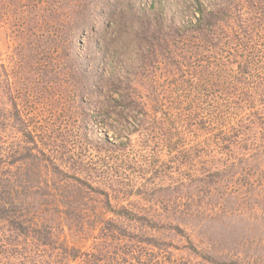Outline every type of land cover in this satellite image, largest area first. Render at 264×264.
Returning a JSON list of instances; mask_svg holds the SVG:
<instances>
[{
  "label": "rangeland",
  "instance_id": "rangeland-1",
  "mask_svg": "<svg viewBox=\"0 0 264 264\" xmlns=\"http://www.w3.org/2000/svg\"><path fill=\"white\" fill-rule=\"evenodd\" d=\"M123 1L145 13L157 2ZM193 1L167 0L164 20L151 21L157 38L118 42L110 84L124 99L113 111L106 89L78 104L68 35L76 0H0V177L19 170L23 203L16 223L0 220V264H264V183L253 176L263 127L246 125L264 106V0H235L232 16L243 19L246 7L250 19L212 26V43L190 29ZM8 143L34 148L12 174ZM124 209L134 220L118 215ZM31 221L34 245L20 233ZM111 233L129 241L92 255ZM45 236L48 247L38 245ZM144 236L160 247L138 244ZM64 248L88 255L74 261Z\"/></svg>",
  "mask_w": 264,
  "mask_h": 264
},
{
  "label": "trees",
  "instance_id": "trees-1",
  "mask_svg": "<svg viewBox=\"0 0 264 264\" xmlns=\"http://www.w3.org/2000/svg\"><path fill=\"white\" fill-rule=\"evenodd\" d=\"M156 1L157 2L155 6L152 8L154 9V11H152L151 13H145V11L139 8L126 9L124 6L129 5L130 3H125V1L123 0H76L77 8L75 12L76 15H78L77 18H79L81 15L82 17L79 19L75 18L73 26L68 30V35L70 55L72 57V69H74L75 71V73L72 75V79H75V81L78 83L77 86L80 87L79 95L77 96L79 105L82 104L81 102L86 101V97L91 101H95L96 99L99 100V96L104 89L107 90L104 92L106 93L105 98L107 100L115 102L114 106L109 107L110 109L114 111L118 108L116 107L117 105L119 106L120 104H122L120 102L124 99L122 94L118 89H115V87L110 84V82H113L115 74L119 72V70L117 69L116 71L115 65H112L110 61H112L113 56L117 54L119 45L118 42L122 41V39H124L125 37H130L133 38V40L142 41H147L148 37L150 39L156 37L155 33L158 32V28L156 27V24L154 27L151 21H158V19L164 20L166 14L163 15L162 12H166V9H164V7L165 5H167V0ZM207 1L209 3H213L214 5L208 9H203L202 5L199 4V0L193 1L194 5L197 7L198 18L195 24L190 27V29H196V32H198L200 39L201 37H207V41L211 42L214 38L213 35H211L212 26H216L217 23L225 24L228 27V24L231 22V28H233L235 25L242 26L244 23H247L251 17L250 13L252 12L249 10V8L247 9L246 7L245 11H247V13L245 14V17L243 19L232 16L231 8L236 6V3H234L235 0ZM249 1L250 0H245L246 3H248ZM170 6L172 5L170 4ZM120 7H122L124 10H120ZM179 11L181 12V10ZM171 17L174 18L173 13H171ZM139 18H143L144 20L140 21ZM183 30L185 31V29ZM148 33H150V35H148ZM201 44L203 45L201 46L202 48H207L206 41L205 44ZM153 49L154 48L152 47V50ZM113 94L117 95V99H112ZM123 107L120 108L123 109ZM14 114L17 118H19L16 113ZM252 116H254V118H252ZM247 118L251 119L246 124L247 126H250L253 123V119L258 120L260 126L263 127L261 132L262 136L260 134V140L264 141V106L260 107V109L257 110L254 109ZM17 122L18 121L15 119L11 121V123L13 124H16ZM21 122L22 121L20 120L19 123ZM254 124L255 123H253V125ZM23 125L24 127H26L24 123ZM240 131V127H237V130L234 129V134ZM22 133L24 134L23 142L27 145L32 144L33 140L31 137V133L26 130ZM220 142L222 143V140ZM226 142L224 141V144L227 148H229V143L228 141ZM261 144L263 145V143ZM33 150V147H28L26 145L24 146L20 144L19 147L18 145H14L13 143H8L6 150L2 154L5 160L9 162L6 167L7 172L12 174L13 172L8 170V168L18 163H26V168L27 160L31 159L34 156ZM39 153H41V151H39ZM260 165L261 167L259 166L258 173H254L253 175L254 181H256L257 183H264V162L262 161ZM16 171L19 170L17 169ZM16 171L10 177H0V220L8 221L10 222V224H14L17 222V220L19 219V213H21V207L23 205V203H21L19 199V192H17L16 190L17 188H14L13 181L17 180V177L12 176L16 174ZM12 190L14 194H12ZM71 208L72 207L69 206L67 209ZM117 213H119L118 215L123 213L124 216H127L129 218L132 215L130 211L125 209L124 211L119 210L117 211ZM130 220L134 219L130 218ZM32 223V221L31 225H29L28 223V225L24 227L22 229L23 231L20 233L25 234V236H22L24 240L28 241L29 244L34 245V243H38L34 240L35 238L33 235L34 232L37 231V227L36 225L35 227H33ZM105 224L108 229L110 228V226H114L120 231V234H127V232L124 230L126 229L124 228V226L123 228L118 227L117 225L112 223V220H108ZM31 232L33 233L31 234ZM17 236L19 237V235ZM122 236L123 235H121V237ZM117 237H115L112 233L110 234V236L107 234L100 235V237L93 244L94 251H97V253H93L92 255L101 256L103 254H108L110 253V246H115L114 244H120V247H122L129 241L127 239H117ZM44 238H46V236ZM142 238V241H138V244H143L144 247H160V241L158 239L150 236H144ZM46 240L47 238L44 242H41L42 244L39 242L38 245H46L47 247L50 246V244H48ZM143 240L144 242H146L145 245L143 243ZM37 241L40 240L38 239ZM122 243L124 245L121 246ZM59 245L67 246V243L63 242ZM120 251H122V248ZM69 252L72 253L71 258L74 261L80 260L79 255L81 254H83L82 256L86 255V257L88 255L87 253H81V251L74 248L69 250L64 248V254ZM123 252L127 251L123 250ZM111 253L118 254L117 252H115V249H113ZM140 253L141 252L139 251L138 255H140ZM203 260L206 263L214 264L212 263L214 262L212 256H205ZM233 262L234 264H240L239 261L237 262V260ZM83 264H87V261H83Z\"/></svg>",
  "mask_w": 264,
  "mask_h": 264
}]
</instances>
